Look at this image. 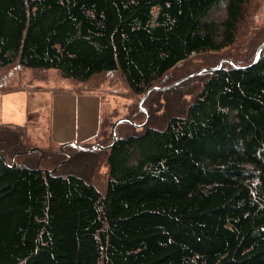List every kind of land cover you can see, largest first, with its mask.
I'll return each instance as SVG.
<instances>
[{
  "label": "trees",
  "instance_id": "trees-1",
  "mask_svg": "<svg viewBox=\"0 0 264 264\" xmlns=\"http://www.w3.org/2000/svg\"><path fill=\"white\" fill-rule=\"evenodd\" d=\"M250 1L0 0V69L55 71L79 94L116 73L150 100L109 148L102 118L38 168L31 123H0V264H264V40L246 65L155 84L233 46Z\"/></svg>",
  "mask_w": 264,
  "mask_h": 264
},
{
  "label": "rangeland",
  "instance_id": "rangeland-1",
  "mask_svg": "<svg viewBox=\"0 0 264 264\" xmlns=\"http://www.w3.org/2000/svg\"><path fill=\"white\" fill-rule=\"evenodd\" d=\"M235 36V44L230 48L221 52L192 54L185 62L175 66L155 84L163 88V86L167 87L175 82L178 83L179 79L197 75L202 69L215 68L220 65L243 66L250 63L259 44L264 40V0H251L247 4L242 23ZM94 82L98 84L101 82L100 94L97 93L96 96L100 99L98 103L99 121L104 118V145L111 144L113 140L111 128L117 120L121 119L122 122L116 127L115 136L131 133L136 129L135 127L146 123L150 100L141 102L142 96L132 94L119 74L102 75ZM19 85L28 88L29 91H25L26 97L21 94L23 96L20 98V96H16L20 94L15 93L10 102L2 103L0 101V123L20 124V120L24 118L22 113L26 110L30 116L28 121L36 123L25 137L26 147L28 149H47V152L57 150L56 147L60 149L63 144L51 138L50 130L55 103L50 97L57 94L56 92H68L63 94L67 96L64 103L71 111L73 109L71 105L85 104L86 102L80 101V99L87 98V96L69 93L76 91L77 84L61 78L55 71H30L17 67L0 69V95L5 90ZM46 93H48L47 96ZM157 120L160 121L161 117L158 116ZM34 157L37 159L39 154L35 153ZM105 174L104 167L98 170L97 174L94 170L93 180L101 188L105 184Z\"/></svg>",
  "mask_w": 264,
  "mask_h": 264
},
{
  "label": "crops",
  "instance_id": "crops-1",
  "mask_svg": "<svg viewBox=\"0 0 264 264\" xmlns=\"http://www.w3.org/2000/svg\"><path fill=\"white\" fill-rule=\"evenodd\" d=\"M25 91L27 92L29 90L27 87L24 86L23 89L21 90L1 94L0 101L2 103L10 102L14 98L12 96H15L13 95L15 93L20 94V95H16V96H20V98H22L23 96L21 94H24L26 97ZM56 93L57 94H54L50 97L51 99L53 98V101L55 103L53 110L52 127L50 130L51 138L54 141L65 144V143H82L94 137L98 132V127L100 124L99 121L100 111L98 109V103L100 102L99 101L100 99H98L96 96L98 94L97 93L79 94L76 92H69V93H75V94L87 96V98L80 99V101L86 102L85 104H80L78 106L71 105L73 109L69 111L68 107L64 103L67 96L63 95L68 92H56ZM47 94L48 93H46V96ZM22 114L24 118L20 120L21 121L20 124H16V123H3V124L23 125L25 123H28L29 114L26 112V110L25 112L23 111ZM29 123H31L32 128L36 125L35 122H29Z\"/></svg>",
  "mask_w": 264,
  "mask_h": 264
},
{
  "label": "water",
  "instance_id": "water-1",
  "mask_svg": "<svg viewBox=\"0 0 264 264\" xmlns=\"http://www.w3.org/2000/svg\"><path fill=\"white\" fill-rule=\"evenodd\" d=\"M263 45H264V43L259 47V49H258V51H257V53H256V56H255V61L258 60V58H259V56H260V53H261V51H262ZM218 67H219V66H218ZM218 67H217V68H218ZM207 70H208V69H207ZM214 70H215V69H214ZM178 83H179V82H178ZM178 83H177V84H178ZM148 93H149V91L146 93V95H147ZM143 99H144V98H143ZM143 99L141 100V102L143 101ZM120 122H122L121 119L117 120V121L112 125V128H111V134H112V137H113V141H112V143H111L110 145H112V144L116 141V139H117L116 136L114 135V132H115V128H116V126H117ZM68 144H70L71 146L77 147V145H76L75 143H67V144H63V145H61V147H60V151H63V148L66 147ZM110 145L107 146V147H105V148H103V149H107V148H109ZM95 148H96V146H95V147H92L91 149H95ZM98 148L102 149V147H98ZM35 151H37V152L40 153V157H39V159H38V161H37V163H36V167L38 168V167H39L40 160H41L42 157H43V151H42L41 149H39V148H32V149H30L28 152H35ZM66 155H67V157H68V159H69V154L66 153ZM65 162H66V161H63L62 163H65ZM13 166H14V164H13ZM57 166H58V165H57ZM57 166H56L52 171H48V172H53V171H55L56 168H57Z\"/></svg>",
  "mask_w": 264,
  "mask_h": 264
}]
</instances>
